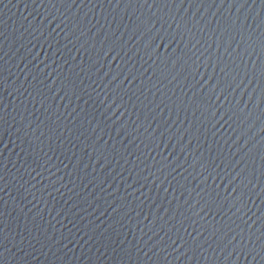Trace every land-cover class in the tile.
I'll return each mask as SVG.
<instances>
[{"label":"water","instance_id":"1","mask_svg":"<svg viewBox=\"0 0 264 264\" xmlns=\"http://www.w3.org/2000/svg\"><path fill=\"white\" fill-rule=\"evenodd\" d=\"M0 264H264L261 0H0Z\"/></svg>","mask_w":264,"mask_h":264},{"label":"snow or ice","instance_id":"2","mask_svg":"<svg viewBox=\"0 0 264 264\" xmlns=\"http://www.w3.org/2000/svg\"><path fill=\"white\" fill-rule=\"evenodd\" d=\"M261 3L264 4V0H261ZM173 245H176V241H173ZM178 250V249H177ZM236 254V249L233 248L231 252H229V255H234Z\"/></svg>","mask_w":264,"mask_h":264}]
</instances>
